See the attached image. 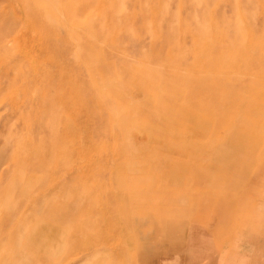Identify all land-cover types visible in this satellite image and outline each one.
I'll return each instance as SVG.
<instances>
[{
	"label": "rangeland",
	"instance_id": "obj_1",
	"mask_svg": "<svg viewBox=\"0 0 264 264\" xmlns=\"http://www.w3.org/2000/svg\"><path fill=\"white\" fill-rule=\"evenodd\" d=\"M240 44L246 48L240 50ZM228 45L235 46L230 55H240L251 76L264 72V0H0V226L10 215L9 202L17 207L29 202L20 189L49 183L65 172L72 148L93 152L90 166L80 163L81 172L91 168L107 176L120 169L119 154L127 152L129 170L143 164L144 174H150L152 162L136 161V153H150L157 121L172 120V109H187L190 99L204 113L201 101L213 111L222 108L218 100L231 81L216 80L223 76L216 72L226 67L216 53ZM162 93L171 98L165 111L157 98ZM189 93L202 96L192 99ZM253 104L247 111L263 117ZM176 117L181 124L186 115L179 111ZM114 154L118 158L112 162ZM89 186L95 187L93 193L102 191L108 188L107 177L91 175L84 189L68 179L50 191L42 185L45 194L31 202L27 221L12 232V240L0 243V253L18 245L28 251L41 245L45 250H35L39 257L32 264H44L43 254L57 253L70 238L67 231L53 237V229L85 221L82 230L71 234L84 240L108 238L111 244L122 239V246L135 244L145 254L143 264H156L153 255L162 248H156L149 220L137 225L139 219L129 211L132 204H117L124 201L119 195L95 205L89 198L77 204ZM81 206L90 212L79 216ZM114 207L120 208L117 214ZM53 209L71 216L32 237L31 229L46 226V214ZM259 211L263 226L264 201ZM247 216L241 218L236 239L249 227ZM12 228L13 222L7 223L0 237ZM47 236L49 243L43 241ZM255 250L246 242L235 247L225 241L222 264H264V253ZM108 252L75 261L69 256L60 264H127L119 249ZM117 253L122 256L115 258ZM208 264H216L213 252Z\"/></svg>",
	"mask_w": 264,
	"mask_h": 264
},
{
	"label": "crops",
	"instance_id": "obj_2",
	"mask_svg": "<svg viewBox=\"0 0 264 264\" xmlns=\"http://www.w3.org/2000/svg\"><path fill=\"white\" fill-rule=\"evenodd\" d=\"M234 35H236L235 32ZM218 39L217 37L215 43L219 41ZM247 40H251V37ZM237 46L240 50L246 48L243 44ZM234 48V45H228L223 49H217L216 53L218 59L225 60L222 64L226 66L225 71L219 69L220 72H216L217 75L223 74V76H216V80L231 81V87L221 93L225 95L218 101L222 109L217 112L225 111L224 105L226 104L225 108L230 110L231 117L226 115L219 119L220 121L210 119L208 117L211 114L210 105L207 102L205 106L204 103L202 104L206 109L205 113L195 111L192 107L193 101L190 99L191 107L188 105L186 114L195 113L194 115L205 116L208 120L197 121L195 125L183 123L185 127H182L180 122L174 125L171 120L157 121L156 125L159 130L156 132L157 137L151 138L154 146L151 147L150 153H136V161L152 162V170L147 175L144 174L143 164L132 165L131 170L128 169L127 152L119 154L120 169L111 172L109 170L110 173L108 172L107 176L100 171H91V168L87 170L89 173L81 172L80 163L84 162L90 166L93 162V152L84 148V152L80 151V153L79 150L72 148L69 152L70 156L65 157L68 164L63 166L64 173L60 172L49 183L44 180L43 183L39 182L34 186L26 185L24 189H20L19 193L28 197L29 202L18 207L10 202L6 205L10 215L5 218L3 226L13 222V228L4 231L0 237V243L12 240V232L27 221L29 215L27 211L31 207V202L45 194V191H42V185L50 191L51 188L60 186L61 182L68 179L75 182L77 187L84 189L86 181L94 173L92 176L95 178L107 177L108 188L102 191L99 189L93 193L95 187L89 186L84 190L85 193H82V197H77L78 202L76 203L90 199L95 205L98 200L115 198L119 195L124 201L117 204H132L129 206V211L139 219L137 225L143 224L142 222L148 219L155 230L156 248H162L161 252L157 250L158 252L156 251L153 255L156 264L159 262L175 264L180 260L181 264H200L202 260L204 264H208L209 255L212 252L216 256V264H222L225 241L234 244L235 247L246 242L256 249V252L264 253L262 249L264 247V225H261L262 217L257 214L264 201V116L258 117L249 111L242 110L244 103L247 106L254 103L257 110L264 114V72L259 76L258 74L251 76L249 68L241 66L240 55H230L229 52ZM221 60H218L216 65H219ZM169 95L170 93H162L160 97H157L161 110L165 111L169 106L170 103L167 102L171 99ZM193 96L200 95L190 94L191 98ZM62 139L64 141L63 134ZM169 146L171 151H165L164 147ZM114 155L112 162H115L118 157V154ZM206 159H212V161L208 163V161L205 162ZM114 179L118 180L115 184H113ZM162 179H165L163 183L160 182ZM15 186L16 184L12 187ZM89 189L93 191L90 192ZM34 192H36L35 195ZM118 209L120 208L114 207L112 211L117 214ZM89 212L90 209L81 206L78 213L79 216H84ZM244 214H248L249 227L244 232V236L240 237V235L236 239L234 235L240 221H243L241 218ZM46 215L48 224L34 226L30 233L32 237L52 231L48 227L49 224L57 227L56 221L71 216V213L66 210L53 209ZM91 222L92 220L89 224ZM115 223L116 221L113 225ZM132 223L135 224V222ZM3 226H0V230ZM84 227L85 221H79L73 228H54L53 237L61 231H67L70 238L64 239L62 249L60 248L61 250L57 253L52 255L42 253L45 256L44 264H60L69 256H74L70 261L81 260L99 251L110 253L108 251L113 249L123 252L122 255L127 258V264H143L147 260L145 254H139L135 244L122 246V239H116L115 243L111 244L108 238L98 237L84 240L77 237V234H71L72 230L76 231L77 228L82 230ZM51 239L47 236L43 238V241L48 240L47 243H49ZM254 243L260 245L255 247ZM18 246L10 247L8 253H0V264H32V260L39 257L36 256L38 253H35V250L37 251L39 247L42 248L41 252L45 250V246L41 245L34 246L32 250H29L30 252ZM122 255L117 253L115 258ZM232 263L234 264L233 261Z\"/></svg>",
	"mask_w": 264,
	"mask_h": 264
},
{
	"label": "bare ground",
	"instance_id": "obj_3",
	"mask_svg": "<svg viewBox=\"0 0 264 264\" xmlns=\"http://www.w3.org/2000/svg\"><path fill=\"white\" fill-rule=\"evenodd\" d=\"M200 92H202V89H201V91ZM197 93V92H196ZM202 94H204V92L202 93ZM212 94V93H211ZM206 95H208V94H206ZM189 96V95H188ZM192 96V95H191ZM201 96V95H200ZM188 98H190V97H188ZM193 98H194V96H193ZM192 98V99H193ZM203 98V97H202ZM201 100V99H200ZM219 101V100H218ZM198 102H200V101H198ZM202 103H204V106H205V102L204 101H201ZM186 104V103H185ZM189 105V104H188ZM208 105H210L209 103H208ZM239 105V104H238ZM255 104H253V106H254ZM243 108L245 109V110H243V111H247V107H250L251 106V104H250V106H247L246 105V103H244L243 105ZM160 107V106H159ZM165 107V106H164ZM163 107V108H164ZM189 107V106H188ZM190 107H191V105H190ZM226 107V104L224 105V110L225 111H222V112H217V111H213L212 109V111L214 112V113H212V114H214V116L211 114L210 116H208L210 119H217V120H219V119H222V118H224L225 116H226V114L225 113H227L226 111H228V112H230V110H228L227 108H225ZM184 108V107H183ZM181 109V108H180ZM185 109V108H184ZM190 109V108H189ZM222 109V108H221ZM220 109V110H221ZM238 109V108H237ZM173 111V113H176V115L177 114H179V111L180 112H183V113H185V115H186V117H185V120H183V122H182V127L184 126H186V125H195L196 124V122L197 121H199V122H203V121H205V120H208L207 119V117H201V116H199V118L197 119V116H198V114L197 115H194V114H186L187 113V111H186V109L185 110H174V109H172ZM220 110H218V111H220ZM196 111V110H195ZM148 112V111H147ZM250 112V111H249ZM220 113V114H219ZM231 113V112H230ZM225 114V115H224ZM232 114V113H231ZM231 114H229V116L231 117ZM176 115L172 118V122L174 123V125L176 124V120L175 119H178L177 117H176ZM135 117V116H134ZM124 121H125V119H123ZM179 120V119H178ZM119 121V120H118ZM220 121V120H219ZM171 122V123H172ZM124 123V122H123ZM183 123H187L186 125H183ZM170 124V123H169ZM168 126V125H167ZM210 126V125H209ZM78 127V126H77ZM233 127V126H232ZM170 129V128H169ZM122 130V129H121ZM170 132V131H169ZM253 132V131H252ZM123 133V132H122ZM212 135H214V134H212ZM123 136V135H122ZM72 137H74V136H72ZM131 139V138H130ZM75 140V139H74ZM79 140V139H78ZM133 140V139H132ZM71 142H73V141H71ZM176 142V141H175ZM172 143H174V142H172ZM178 143V142H177ZM76 144V143H75ZM178 144H180V143H178ZM80 145V144H79ZM75 146V145H74ZM176 147H180V145H176ZM81 149V148H80ZM80 149H79V147H78V150L80 151ZM180 149V148H179ZM164 150L165 151H171V148H170V146L169 147H164ZM77 151V150H76ZM164 151V152H165ZM84 152V151H83ZM88 152V151H87ZM75 153V152H74ZM81 153V152H80ZM73 154V153H72ZM77 154V153H76ZM169 155V154H168ZM77 156V155H76ZM75 156V157H76ZM90 156V155H89ZM113 156V155H112ZM115 156V155H114ZM121 157H122V155H120ZM68 158V157H67ZM66 158V159H67ZM118 158V157H117ZM65 159V160H66ZM77 158H75V160H76ZM107 159V158H106ZM120 159V158H119ZM117 160V159H116ZM106 161V160H105ZM115 161V160H114ZM68 162V161H67ZM68 164V163H67ZM120 165V164H119ZM68 167V166H67ZM119 168V167H118ZM123 168V167H122ZM116 170V169H115ZM111 172V171H110ZM109 172V173H110ZM112 174H114V173H112ZM116 174V173H115ZM92 175H94V173L92 174ZM98 176V175H97ZM78 179V178H77ZM116 209H117V207H116ZM119 210V209H118Z\"/></svg>",
	"mask_w": 264,
	"mask_h": 264
}]
</instances>
